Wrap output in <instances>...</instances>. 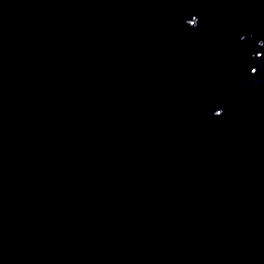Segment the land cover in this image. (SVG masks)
<instances>
[{
  "label": "water",
  "instance_id": "95a60500",
  "mask_svg": "<svg viewBox=\"0 0 264 264\" xmlns=\"http://www.w3.org/2000/svg\"><path fill=\"white\" fill-rule=\"evenodd\" d=\"M0 264H264V0H0Z\"/></svg>",
  "mask_w": 264,
  "mask_h": 264
}]
</instances>
